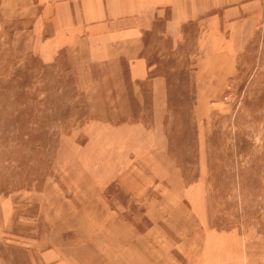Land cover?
<instances>
[{
	"label": "rangeland",
	"instance_id": "374dc122",
	"mask_svg": "<svg viewBox=\"0 0 264 264\" xmlns=\"http://www.w3.org/2000/svg\"><path fill=\"white\" fill-rule=\"evenodd\" d=\"M34 12L0 0V264H264V4L232 57L147 33L159 117L123 61L42 62Z\"/></svg>",
	"mask_w": 264,
	"mask_h": 264
},
{
	"label": "crops",
	"instance_id": "0c3cea01",
	"mask_svg": "<svg viewBox=\"0 0 264 264\" xmlns=\"http://www.w3.org/2000/svg\"><path fill=\"white\" fill-rule=\"evenodd\" d=\"M264 0H33L31 49L45 63L63 53L74 64L123 61L132 83H147L154 116L166 107V79L152 72L146 35L180 42L192 25L205 54H235ZM240 262V261H239ZM204 264V263H203ZM224 264V263H218Z\"/></svg>",
	"mask_w": 264,
	"mask_h": 264
},
{
	"label": "trees",
	"instance_id": "16d2710c",
	"mask_svg": "<svg viewBox=\"0 0 264 264\" xmlns=\"http://www.w3.org/2000/svg\"><path fill=\"white\" fill-rule=\"evenodd\" d=\"M70 79V78H69ZM71 80V79H70Z\"/></svg>",
	"mask_w": 264,
	"mask_h": 264
}]
</instances>
